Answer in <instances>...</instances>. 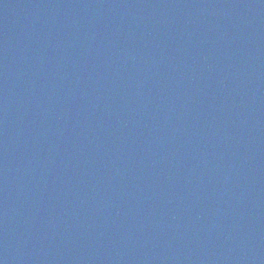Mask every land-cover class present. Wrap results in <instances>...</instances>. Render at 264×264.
<instances>
[{
	"label": "water",
	"instance_id": "95a60500",
	"mask_svg": "<svg viewBox=\"0 0 264 264\" xmlns=\"http://www.w3.org/2000/svg\"><path fill=\"white\" fill-rule=\"evenodd\" d=\"M0 264H264V0H0Z\"/></svg>",
	"mask_w": 264,
	"mask_h": 264
}]
</instances>
